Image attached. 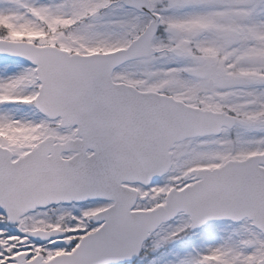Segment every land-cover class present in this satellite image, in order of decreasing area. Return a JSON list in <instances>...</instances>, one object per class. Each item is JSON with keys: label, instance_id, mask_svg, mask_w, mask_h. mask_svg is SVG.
Segmentation results:
<instances>
[{"label": "snow or ice", "instance_id": "obj_1", "mask_svg": "<svg viewBox=\"0 0 264 264\" xmlns=\"http://www.w3.org/2000/svg\"><path fill=\"white\" fill-rule=\"evenodd\" d=\"M0 264H264V0H0Z\"/></svg>", "mask_w": 264, "mask_h": 264}]
</instances>
